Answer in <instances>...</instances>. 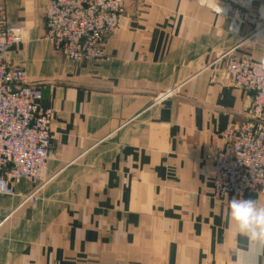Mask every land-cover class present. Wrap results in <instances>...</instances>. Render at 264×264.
I'll return each mask as SVG.
<instances>
[{"label":"crops","instance_id":"obj_1","mask_svg":"<svg viewBox=\"0 0 264 264\" xmlns=\"http://www.w3.org/2000/svg\"><path fill=\"white\" fill-rule=\"evenodd\" d=\"M47 5L0 0V28L24 35L6 61L56 112L39 203L21 204L27 180L0 195V264H235L248 242L229 225L232 198L213 196L207 156L251 95L229 84L223 61L201 66L249 28L231 34L209 1L126 0L108 59L77 63L46 39ZM244 199L264 205L261 194Z\"/></svg>","mask_w":264,"mask_h":264},{"label":"built area","instance_id":"obj_2","mask_svg":"<svg viewBox=\"0 0 264 264\" xmlns=\"http://www.w3.org/2000/svg\"><path fill=\"white\" fill-rule=\"evenodd\" d=\"M210 1L213 12L228 20L231 34L249 32L233 50H220L201 67L223 61L229 84L251 95L246 118L232 124L222 134L223 147L207 156L214 166L211 190L215 199L264 195V58L253 54L257 48L264 52V6L252 0ZM125 12L126 0H48L46 39L71 61L107 60L105 40L120 28ZM23 42L22 28H0V195L16 196L17 183L27 180L32 189L21 204L37 205L51 179L44 174L56 112L42 105V90L28 82L24 70L6 61L9 47ZM244 46L252 52H233Z\"/></svg>","mask_w":264,"mask_h":264},{"label":"clouds","instance_id":"obj_3","mask_svg":"<svg viewBox=\"0 0 264 264\" xmlns=\"http://www.w3.org/2000/svg\"><path fill=\"white\" fill-rule=\"evenodd\" d=\"M229 225H235L238 238L248 242L236 252L235 264H261L264 258V205L259 201L232 198L228 204Z\"/></svg>","mask_w":264,"mask_h":264},{"label":"water","instance_id":"obj_4","mask_svg":"<svg viewBox=\"0 0 264 264\" xmlns=\"http://www.w3.org/2000/svg\"><path fill=\"white\" fill-rule=\"evenodd\" d=\"M212 1L209 0V3H211Z\"/></svg>","mask_w":264,"mask_h":264}]
</instances>
